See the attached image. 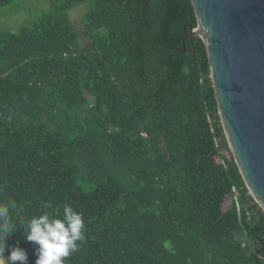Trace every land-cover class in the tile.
I'll list each match as a JSON object with an SVG mask.
<instances>
[{"label":"trees","instance_id":"trees-1","mask_svg":"<svg viewBox=\"0 0 264 264\" xmlns=\"http://www.w3.org/2000/svg\"><path fill=\"white\" fill-rule=\"evenodd\" d=\"M51 1L0 32V202H16L18 228L5 255L19 246L35 264L24 221L51 201L86 224L66 264H264V210L190 39L193 1L90 0L87 48L70 19L85 0Z\"/></svg>","mask_w":264,"mask_h":264},{"label":"water","instance_id":"water-1","mask_svg":"<svg viewBox=\"0 0 264 264\" xmlns=\"http://www.w3.org/2000/svg\"><path fill=\"white\" fill-rule=\"evenodd\" d=\"M227 141L264 210V0H192ZM188 52V50H186Z\"/></svg>","mask_w":264,"mask_h":264},{"label":"clouds","instance_id":"clouds-1","mask_svg":"<svg viewBox=\"0 0 264 264\" xmlns=\"http://www.w3.org/2000/svg\"><path fill=\"white\" fill-rule=\"evenodd\" d=\"M17 208L14 200L0 202V264H28L25 249L12 247L5 255L6 237L17 231L11 211ZM43 213L24 221V236L33 242L37 259L35 264H66V259L79 250L85 240L86 224L82 213L70 205H64L62 215L49 210L51 201L42 202Z\"/></svg>","mask_w":264,"mask_h":264},{"label":"rangeland","instance_id":"rangeland-1","mask_svg":"<svg viewBox=\"0 0 264 264\" xmlns=\"http://www.w3.org/2000/svg\"><path fill=\"white\" fill-rule=\"evenodd\" d=\"M53 7L54 4L51 0H18L2 7L0 8V32L24 28L32 20L50 11ZM91 8V1L85 0L70 11V19L78 31L79 44L82 48H87L91 43L90 39L85 35L82 22ZM89 101L91 100L89 99Z\"/></svg>","mask_w":264,"mask_h":264}]
</instances>
